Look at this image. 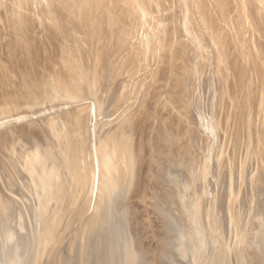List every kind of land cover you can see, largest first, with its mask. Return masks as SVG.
Wrapping results in <instances>:
<instances>
[{"label": "rangeland", "instance_id": "1", "mask_svg": "<svg viewBox=\"0 0 264 264\" xmlns=\"http://www.w3.org/2000/svg\"><path fill=\"white\" fill-rule=\"evenodd\" d=\"M76 1L77 0H73L74 3H76ZM81 1L86 2V0H81ZM116 1L120 2V5H122L121 1H127V0H115V3H117ZM128 1L129 2L127 7L130 8L129 11L131 17L129 15V18L131 19L127 23L122 22L119 24L121 33L116 35L114 32L108 30L106 28V24L104 25V22L102 21L104 20L107 23V25L110 26L107 20L102 17V15L106 14V16H108V12L111 13L110 16L113 15V6H114L113 4H115L113 3L114 0L112 2L111 0H100V1L87 0L88 3L86 4L88 6L85 4L86 7L85 8L82 7L81 12L79 13L71 12L72 10H70V8L72 7L73 2L71 3L68 2L67 0H34V1L33 0H0V225L1 224L3 225V227L9 233V236L15 243L14 256L19 257L20 259L17 258V260H19L22 264H31V262L34 260V256H32L33 255L32 253L34 252L31 251L32 239L34 236V232L36 231L37 228L36 227L38 222L37 217H39V214L40 216L42 215L41 213L42 211H44V209H46L48 213H52L53 216L57 214L56 220L63 218V220L65 221L67 220V224L69 222L68 225L67 224L65 225V229L67 233V236L65 238L67 239L68 236L69 238L67 240L63 238V242H61L60 244L59 241L56 240L57 241L56 252L57 253L59 252L58 257H62L60 255L65 251V249L62 247L64 246L66 248V245L69 242L68 240H70V238L71 239L73 238V234L75 235V231L83 228V219H85L86 218L85 216L89 215L88 213H90V211L88 213L86 212L87 214L85 213V215L83 213H82L83 215L81 213H78L79 206L77 205V203L78 204L81 203L80 207H82L86 203V201L84 202V200H90L91 198V201H87L90 207L89 210L91 209L92 204H94L95 201L94 193L90 192L89 189H88L89 192H87L85 188L83 190L82 189L83 187L80 186L81 185L80 182H79L80 184L79 183L75 184V182L74 183L71 182V184L67 183V185L65 183L61 185L59 184L55 190L54 189L50 190L51 188H48V186L45 184V182L48 183V185L52 184L50 182L57 179V177L60 178L61 175L63 174V171H59L58 167L56 168L55 166V162H59L58 160H61L63 157L62 150H64L66 147H62V146H64L67 140L69 139L72 140V142L70 143H74V146L77 148L76 150L78 153L75 154V157L71 159V161L76 160L81 156H85V158H87V156L92 157V155L95 154L94 149H97L96 152H98L100 157V155H104V151L102 149H99L101 145L104 146L106 144L107 141L104 140L105 139L107 140L108 138L109 140H111V138L113 137L112 134H114L116 131H117L116 134L121 135L124 129L125 130L127 129V132L130 135L128 140L130 145L129 149L135 161H133L134 164L132 165V169H131L132 172L130 173L131 176H129L131 178L129 179L130 183H129V188H128L129 190L127 196L124 194L120 199L117 200V202H115L116 203L115 207H117L115 208V210L116 212L118 210V214L119 213L121 214L118 215V217L122 219L121 222L125 224V227L131 233L130 237H128L127 239L130 240V243H132L133 248L136 247L135 250L137 251V256L135 261L131 262V264H186L187 263V260H183L184 257H182V255L179 260V258L177 257L178 255L176 256L173 250L176 246L178 248V243L180 241L182 242V240H184L185 238L195 239V235L189 233L188 226L185 227V223L184 225H182L183 222L179 220V215L181 213L180 212L181 206L179 205L180 202L178 200H180L179 196H181V198L183 199V203L186 204L185 202L187 197H188L187 200H189L192 193L191 192L189 193L188 192L189 189L187 190V188L185 189V187H187L189 183L194 185L195 184L194 182L196 180L199 183L200 190L202 188L204 190L206 186H207V190L208 189L211 190V188H209L210 185L213 184L216 185V188H214V194L211 197L209 195L208 196L209 198H211L210 200H212L213 203V205L211 206L212 214H214V217L216 216L215 218L217 220L214 228L216 232H218L219 237L221 236L224 242H227V247L231 244V242L228 243L231 237L228 232L231 230L232 225H234V223L231 225L232 223L231 219L233 220L231 214H234L236 216L235 220L238 223V224L236 223L238 228L237 230L240 231L238 233L239 235H241L238 237V239L242 238L241 239L242 241L244 239L243 234L245 232V227H246V226L244 227L245 224L247 225L249 231L252 230L250 228H253V227L249 228V226L250 225L252 226L253 223L255 222V219L257 217L256 216L257 210L255 209L254 206H248L247 202L249 196L247 195V190L245 185L247 182L246 174L251 173V176L254 175L252 176V181L254 179V182L256 181L257 183L258 182L257 180L259 179L258 176L260 175V171L258 172L259 166L261 167L264 166L263 165L264 164V153H263L264 152V48L262 49L260 45V42L264 43V30L259 29L257 26H253L254 28L249 26L251 29L248 28V26H246L248 30H246L247 29L246 27L238 26L239 28H241L242 32L241 31L238 32L235 28L233 29L231 24H234V22L242 23V21H240L242 17L241 14H239L238 10L235 11V13H233V15L230 17L224 16V19H222V21L225 20L224 22L225 24L223 25V23L218 21V17L216 18V16H218L216 15L217 13L216 14L214 13L216 12L215 11L216 8L213 9L214 5L210 0H205V2L204 0H198V2H196L197 0H188V1L177 0L178 4L181 3L180 5L184 8V11L182 12L183 14L184 13L185 14L181 15L184 17L182 19L183 20L182 23L179 20L180 18H178L179 13L176 12L177 9L179 10V5L178 7L176 6L177 1L176 3L174 0H165V1L164 0H128ZM260 1H262L263 3L264 0H260ZM195 2L197 4V8H195L196 6H194L196 5L194 4ZM131 3L133 4L130 5ZM233 4L234 5L232 6V10L234 11L235 3ZM107 6L109 7L110 10H107L108 9ZM208 6H209V11H207ZM87 7H89L90 9ZM131 7L132 9H136L135 12L137 15L131 14V13L135 14V12L131 9ZM159 7H161V9ZM245 7L248 9L250 8V5L249 4L246 5L245 3V6L243 8L244 9L243 13L245 12L244 14H247L246 13L247 9ZM195 9H197V11ZM188 10L191 11L192 13L191 12L187 13ZM172 11L173 13H171ZM200 11H202L203 18L204 19L206 18V21L208 22L207 26L209 27V30H207L208 28L206 25L204 26L200 22L202 21V19L199 17ZM210 11H212L213 13ZM197 14L198 17L196 18ZM84 15H85V19L86 16L89 17V20L86 19V21L88 20V23L85 24L81 22L82 19L81 17H84ZM213 15L215 16L216 23L217 24L220 23L219 25L215 24ZM187 16H190L191 19H188ZM161 17L163 20L161 19ZM173 18H176V20ZM170 19H172V21ZM247 19L251 25H254V23L251 22L252 18L250 17V14L247 15ZM173 20L175 21V23ZM210 20L214 23H212ZM188 22L193 24H189ZM187 23L190 26H188ZM169 25L172 26L170 27V29H168ZM192 25L196 31L193 28H190ZM215 25L216 28L214 27ZM184 26L186 27L188 26L187 30H185L186 27L184 28ZM222 28H225L224 29L225 31L222 30ZM168 30L171 32H169ZM176 30H178L177 34L180 33L181 38H179L180 36H177V34H175ZM190 30L192 31L191 34H189L191 32ZM243 30L246 31V38H245V31ZM167 31L171 33L170 34L171 36L170 37L168 36L166 38L165 36H167L166 35L168 33ZM204 31L206 35H204L203 33ZM182 32L185 34H183ZM234 33L239 35V37ZM146 34H148L149 36L146 37ZM207 34L209 35L207 36ZM217 34L219 36H217ZM232 34L234 35V39H237L236 40L237 42L239 40V44L242 45H238V43L235 40L234 41L232 40L233 39ZM196 35L199 36L197 37ZM214 35H216V37ZM241 35L244 37L245 42H243V38ZM175 36H177L178 38ZM184 36L190 38L185 39ZM207 37L213 46L214 45L216 46V44L218 43L217 37H221L224 50L226 51L227 62L231 64V59L237 57L238 63L240 62L241 63L237 67H234L233 69L232 66H230L231 69L228 72L225 69H222L221 58L217 53V51L216 53L212 52L210 54V52L213 49H215V47L213 48V46L209 44V41H207ZM258 37L259 39H257ZM143 38H147V40H151V43ZM174 38L178 39L179 42L176 40V42L178 43H175ZM203 38L206 39V40L204 39V41L205 42L207 41L206 43H208L209 45L204 44L205 42L202 41ZM192 39L195 40L194 45H196V49H199L201 47L203 51L200 52L203 53V55L197 53L198 57H200L199 58L200 61L199 59H197L198 60L197 62L196 58L198 57L195 53L187 52V54H183V58L184 57L186 58L183 60V62L182 60H180L179 63L184 64V65L180 64V66L182 69L185 68L183 71L188 70L189 74L192 69L193 71L195 69L191 67L190 64L195 63V65H199L198 67L192 64L194 67L196 68L198 67L197 69H199L198 71L197 69H195L194 72L196 79H197V75H199L197 81H200V83L202 82L201 83L202 85L204 83L206 84L205 88H203L205 84L203 85V87H201L202 85L199 82L194 81L195 82L194 85L196 88L195 91L197 92V93L195 92L196 93L195 96L200 94L201 88L203 89V92H201V94L204 95L201 94L198 95L197 97L198 100L196 97H194L197 101L196 103H193L194 105L197 106V107L195 106L194 108L195 110L200 106L199 109L200 111L199 110L195 111L193 109L194 105L192 104L190 106L189 104L190 102L186 100L187 98L184 95L188 96V100L190 99L189 98L190 95H188L187 93L188 89H186L187 88L186 86L188 85L187 84L184 85L186 83L184 81L185 75L183 76L178 73L179 72L178 68L180 69L179 66L178 68L175 67L176 66L175 52L176 50H178L179 48L178 46H180L179 44L183 42L182 44H184V46L185 45L192 46L191 44V41L193 42ZM240 39H242V41ZM140 40L141 41L145 40L144 45L150 44L149 47L146 45V47L144 48V50L146 49V51H144L143 49L141 50V48L139 47ZM152 40H154V42ZM200 40L201 42H199ZM165 41H167L168 43ZM189 42L191 45H189ZM232 42L233 43L236 42L234 43L236 44V46H233L234 44ZM123 43L124 45H122ZM249 44L251 45V47ZM205 45L211 48L208 47L209 49L208 50L206 49L207 46ZM136 47L140 49L138 50L139 52L136 51L138 54L136 52L134 54L138 60H136L135 63L133 61L132 63H130L132 58H130L131 55H129L128 51H131ZM235 47H237V49L242 48L244 49V51H242V49L241 50L238 49L239 50L238 51L237 49H235ZM245 48H247L248 50ZM147 51L148 53L146 54L147 55L146 57L145 53L143 52H147ZM241 51L242 53L243 52L244 53L243 54L239 53ZM204 53H206V55ZM143 54L145 55V57ZM191 54H195L194 55L195 57L190 58L191 60L190 62L188 61L189 62L188 63L186 62L187 60H189L187 57H191ZM247 54L250 55L247 56ZM150 55L151 58L153 57L154 58L149 59ZM244 56L246 58H244ZM250 56H252L251 59L248 58ZM204 58H208V59H204ZM143 59L145 60L144 62H142ZM193 59H195L196 61H194ZM148 60H150L149 63ZM192 60L193 62H191ZM201 61H202V65H200ZM254 61L255 63H253ZM126 64L129 65L127 66L128 69L125 68ZM209 64H211L212 66ZM130 65L133 66L131 67ZM72 66L74 67V71H71V69L73 68ZM204 66H206V68ZM90 67L92 71L90 70ZM135 68L136 70H140L139 73L141 72V74L137 73L138 71H136ZM200 68H201V74H200ZM125 69L128 71H126ZM132 69L134 71H132ZM99 70L102 71L101 75H103V78L99 77L101 76L100 74L98 75V73H100L98 72ZM204 70H205L204 73H206L207 75L210 72L209 73L210 76L209 75L208 76L209 77L212 76V78L207 77L206 74H203L202 76ZM148 71L149 73H147ZM142 74L144 77L142 76ZM225 75H228L229 77L228 84H231V87L236 88L235 85H240L239 90H237V93H233L232 94L233 96L231 95L232 98L227 97L225 92L221 90L223 88H226L224 85ZM82 76H87L91 84L89 83L88 85L87 83H85L84 85L77 84L76 86H74L72 92H70L68 95L74 99L70 101L68 105L61 104L60 106H58L57 104H59L64 100L69 101L67 99V96H65L66 95L64 93L65 90L62 89L60 79L63 78L66 81V79L73 80L72 77H75L76 79ZM124 77H127V79ZM204 77L206 78L204 79ZM178 78L182 81V84L178 81L179 80ZM81 79H85V77ZM185 80H187L188 82L187 78H185ZM126 81L128 82V84ZM176 82H179V85H177L178 83L175 84ZM140 85L142 86L141 89L143 90L141 91L144 94H141L142 92H140ZM196 85L199 89L196 87ZM179 86H181L183 89ZM208 86L211 90H209ZM218 86L220 89L217 88ZM136 88L139 91V92L137 91V93H136ZM214 90L216 92H214ZM210 91H213L214 93L213 92H211L212 94L208 93ZM182 93H184L183 96ZM215 93H217V95ZM211 96L212 98L213 96H215L216 99L214 98L212 99L213 101L215 100V103L212 102V100L210 101ZM126 97L128 99H126ZM174 97H177L176 100L178 101H180L182 98L181 102H176V103L177 104L181 103L183 105L174 104L175 106L173 107L172 99ZM204 98H206V102ZM174 99L173 101L175 102ZM240 99L245 100L244 108L242 109L239 108L237 105ZM185 101H187L188 103ZM208 102L210 106L206 105ZM185 103L189 104L190 107L187 106ZM179 105L181 107H179ZM63 106H65V108H63ZM175 107L177 109L180 108L179 109L180 112H178V110ZM182 107L185 109H183ZM204 107L207 108V110L204 109ZM78 110H80L81 113L83 112L84 114L82 115L83 117L82 116L80 117L79 125H77L76 128H73L74 125L70 124L72 123L73 119L63 122L60 121L63 114L70 113L72 111H73V116L75 118ZM197 111L199 114H197ZM192 112L193 113L196 112L195 115H193ZM97 113L99 116L97 115ZM171 114L172 116H174V118H172L171 116L172 119H170ZM190 115L193 119L190 117ZM238 115L239 118L240 117L242 118V125L241 127L239 125V127L236 128L235 126H237V122L234 120L238 117ZM142 119L145 122L147 121V123H144L145 129L140 130L138 128L133 131V128L130 127H135L134 125L136 124L137 125L142 124L143 123ZM83 120L88 122H85ZM110 120L112 121L114 120V121L111 122ZM171 120H173L175 123L172 122ZM171 122L172 124L174 123L173 124L174 127L176 125V127L180 126V129L181 128L183 129V130L181 129L179 132L180 134L182 131L183 135L182 133L181 135L178 134L179 135L178 144H181L183 148H180L177 156L175 155L176 158L172 153L174 152L173 148L169 147L170 146L169 134L173 135V132H176ZM248 125H250L251 127L250 126L247 127ZM86 127L89 129H87ZM112 128H114L113 131ZM168 128L171 129L172 133H170V130ZM248 128H250V131ZM176 129H178V127ZM212 129L214 132L212 131ZM137 131L139 133H137ZM239 131H241L242 137L241 135H239L240 134ZM131 132H133L132 133L133 135L131 134ZM140 133L142 134L140 135ZM101 134L103 136L105 135L104 136L105 138L102 137L103 138L102 139ZM108 134L111 136H108ZM60 136H64L65 138L61 137L62 139L60 140ZM167 136H169L168 141H167ZM237 136H240L241 140L240 137L237 138ZM234 137L236 138L237 143L239 141L242 142V143L239 142L238 144L236 143L237 147L239 145L238 148L237 147L235 148ZM100 138L102 139V141ZM180 138L182 141L180 140L179 142ZM237 139L239 140L237 141ZM99 141L101 142L99 143ZM115 155L116 154H114L113 156L111 155L110 157L112 158ZM178 157L180 158L182 157V161L180 158L178 159ZM174 163L176 166L174 165ZM88 167L89 169H86L85 173H87V171L93 172L91 169V167L93 166L90 165ZM191 169H193V172L191 171ZM177 170L183 171L182 173L186 174V179L188 183H184L182 179L176 178L175 174L178 173ZM213 171L215 173H213ZM200 172L203 173L201 174ZM227 172H229L232 175L228 173V177H227V174H225ZM256 173H258L259 175ZM240 174L241 175L243 174L242 175L243 177L240 176ZM202 175L203 176L205 175L206 177H203ZM61 178L64 179V176ZM201 179H203V181ZM241 179L244 181H242ZM214 180H216L215 181L216 183H214ZM172 181L175 182L176 184L174 187ZM211 182L212 184H210ZM205 183L207 184L206 186ZM72 184L73 185L75 184L78 187L80 186L79 193H78V187L76 186L73 187ZM202 184H204L203 187L201 186ZM227 184L228 186L230 185L231 186L230 187L227 186L226 189L228 188L229 189L224 190L226 187L225 185ZM179 185L181 186L183 185L182 187L185 186L184 189L182 187H179ZM89 186L91 187L90 183ZM71 187L72 189L73 188L74 189L72 190ZM179 188L180 190L183 189L184 192L186 190V192L188 193L187 194L186 192L184 193L183 190L180 191ZM81 191H82V195H81ZM205 191L206 190H204V194L206 193ZM228 191L230 192V195H228L229 194ZM68 194H70V196ZM72 194L78 196V198L76 196L72 198L73 197ZM80 195L81 198L79 197ZM202 197H206V194L205 195L202 194ZM65 198H67L68 201L69 199L70 201L71 199L72 201H75V202H71L72 203L71 205L68 204L70 203V201L67 203L69 207L73 205V207H70L72 210L70 209L69 211L71 215L73 214L72 211H74V209L76 208L75 209L76 214L75 216L73 215L75 218L72 217L71 219L68 220V218H70L69 212H68L69 216H67L66 218V214L69 207L67 205H64L66 204L67 201L65 200ZM46 201L49 203H47ZM236 202L239 205L238 210L235 209L237 208L235 206ZM243 202L245 203V205ZM49 205L50 207H48ZM35 207L36 208L38 207L37 209L40 211H38ZM60 207L64 209L63 212ZM229 208L232 211H230ZM229 211L233 213H230ZM251 212L253 215L251 214ZM163 215L166 216L169 215L168 216L169 218L174 219V224H170V221L166 219ZM251 216L255 218H252ZM251 219L253 220L251 221ZM63 220L61 223H63ZM176 221H178V223L180 221L179 225L177 224ZM71 223L74 224L71 225ZM70 225L72 227H70ZM193 225L195 226V224ZM194 226L193 229L195 228L198 229L195 230L197 231V234L199 233L200 237H203L205 230L201 226L203 227L205 226L204 222H202L201 224L199 223L200 227L198 226V224H196L195 227ZM199 228L201 229V231ZM227 228H229L230 230ZM189 235H191V237ZM180 236L181 238L182 237L184 238L180 240ZM224 238L226 239V241ZM188 239L186 240V243L185 241H183L182 243H185L187 245L188 244L187 242H189ZM248 239L249 241H251V244L253 245L252 242L255 239L250 237ZM248 239H246L247 242H249ZM53 243L55 244L54 241ZM62 243L64 244L62 245ZM243 244H241L242 250L245 244L246 246H248L247 244L250 243H243ZM60 245L61 248H59ZM125 246L127 249V243L124 245V249ZM251 249H253V246L252 248L250 246L244 248L243 251L245 253L244 252L242 253L246 255V257L249 256L247 258L249 261H247L246 259L244 263L263 264V262L261 261L263 258L259 257L258 255L257 256L260 259L254 257L256 256L255 255L256 251L255 250L252 251ZM245 250H247L248 252ZM253 253H255L254 256ZM177 258L178 261L176 260ZM251 258H252V262H251Z\"/></svg>", "mask_w": 264, "mask_h": 264}, {"label": "bare ground", "instance_id": "2", "mask_svg": "<svg viewBox=\"0 0 264 264\" xmlns=\"http://www.w3.org/2000/svg\"><path fill=\"white\" fill-rule=\"evenodd\" d=\"M34 1V0H33ZM68 2H73V0H67ZM100 1V0H99ZM113 0H111V2H112ZM165 1V0H164ZM175 1V3H176V1L177 0H174ZM181 1V0H180ZM184 1V0H183ZM188 1V0H187ZM212 3H213V9L214 8H216V12H214L216 15H218V16H216V18L218 17V21H220L221 23H223V25L225 24L224 22H225V20H223L222 21V19H224V16H232L233 15V13H235V11H239V14H241V20L240 21H242V23L240 22H234V24H231V26L233 27V29L235 28L238 32H240L241 31V28H239V27H246V26H248V28H250L249 26H251V27H253V26H257L259 29H263L264 30V5H263V3H264V1H263V3H262V1H260V0H210ZM117 2V1H116ZM128 0L127 1H121V4L122 5H120V2H117V3H115V0H114V2L113 3H115V4H113L114 6H113V15L112 16H110V12H108V16H106V14H104V15H102V17L103 18H105L106 20H107V22H108V24L111 26H108L107 25V23L104 21V20H102L103 22H104V25L106 24V28L108 29V30H110V31H112V32H114L116 35H118V34H120L121 33V30H120V27H119V24L120 23H122V22H129V20L131 19V18H129V15H130V8H128L127 6H128ZM149 2V1H148ZM155 2V1H154ZM167 2V1H166ZM192 2V1H191ZM196 2H198V0L196 1ZM196 2L194 3V4H196ZM204 2H205V0H204ZM70 3V4H71ZM86 3H88L87 2V0H86V2L85 1H81V0H77L76 1V3H72V7L70 8V10H72L71 12L72 13H79V12H81V10H82V7L83 8H85L86 6H85V4ZM150 3V2H149ZM233 3H235V10L233 11L232 10V6L234 5ZM245 3H246V5H250V8H246L247 9V14H244L243 13V8H244V6H245ZM103 4V3H102ZM133 3H131L130 5H132ZM138 4V3H137ZM141 4V3H140ZM167 4V3H166ZM172 4V3H171ZM181 4V3H180ZM180 4H178V1H177V4H176V6L178 7V5H179V10L177 9V7H176V9H177V13H179L178 14V18H180L179 20H180V22L182 23V19L184 18L183 16H181L182 14H183V12L182 11H184V8L180 5ZM193 4V5H194ZM202 4V3H201ZM87 5V4H86ZM100 5V4H99ZM108 5H110V4H108ZM130 5H129V7H130ZM135 5V4H134ZM239 5H240V7H239ZM88 6V5H87ZM93 6V5H92ZM150 6H151V4H150ZM184 6V5H183ZM194 6H196L195 8H197V4L196 5H194ZM133 7V6H132ZM132 7H131V9H132ZM174 7V6H173ZM212 7V6H211ZM248 7V6H247ZM87 8H89V7H87ZM107 10H110L109 9V7L107 6ZM145 8V7H144ZM160 9H161V7H159ZM186 8V7H185ZM206 8H207V6H206ZM90 9V8H89ZM88 9V10H89ZM211 9V8H210ZM234 9V8H233ZM245 9V10H246ZM106 10V9H105ZM134 12L136 11V9H132ZM146 10V9H145ZM171 10H172V8H171ZM170 10V11H171ZM196 11H197V9H195ZM202 10V9H201ZM251 10V11H250ZM253 10H255V11H253ZM159 11V10H158ZM161 11V10H160ZM167 11V10H166ZM169 11V12H170ZM207 11H209V6H208V10ZM253 11V12H252ZM163 12V11H162ZM175 12V11H174ZM189 12H191V11H189L188 10V12L187 13H189ZM210 12H212V11H210ZM84 13V12H83ZM141 13V12H140ZM171 13H173V11L171 12ZM192 13V12H191ZM198 13V12H197ZM208 13V12H207ZM206 13V14H207ZM213 13V12H212ZM132 15H137L136 14V12H135V14L134 13H131ZM147 14V13H146ZM164 14V13H163ZM185 14V13H184ZM183 14V15H184ZM244 14V15H243ZM250 14V17L252 18L251 19V22H253L254 23V25H251L250 24V22H248V19H247V15H249ZM144 15V14H143ZM168 15V14H167ZM180 15V16H179ZM189 15V14H188ZM199 17L202 19V21H200V20H198V21H200L201 23H202V25H206L207 26V21H206V18L204 19L203 18V14H202V11H200L199 12ZM210 15V14H209ZM212 15V14H211ZM243 15V16H242ZM171 16V15H170ZM175 16H177V15H175ZM208 16V15H207ZM214 16V15H213ZM130 17H131V15H130ZM137 17V16H136ZM157 17V16H156ZM159 17V16H158ZM162 17H164V16H162ZM162 17H161V19H162ZM174 17V16H173ZM188 17V19H191L190 18V16H187ZM198 17V14H197V16H196V18ZM205 17H206V15H205ZM82 19H81V22L82 23H88V20H89V17L88 16H86V19H88L87 21H86V19H85V15H84V17H81ZM129 18V19H128ZM170 18H172V17H170ZM195 18V17H194ZM158 19V18H157ZM173 19H175L176 20V18H173ZM207 19H209V18H207ZM151 20V19H150ZM163 20V19H162ZM171 21H172V19H170ZM170 20H169V22H170ZM195 20V19H194ZM214 20H215V24L216 25H219V24H217L216 23V19H215V16H214ZM235 20H236V18H235ZM239 20V19H238ZM174 21V20H173ZM188 21V20H187ZM211 21V20H210ZM231 21V20H230ZM191 22V21H190ZM212 22V21H211ZM227 22H228V20H227ZM233 22V21H232ZM125 23V24H126ZM151 23V22H150ZM174 23H175V21H174ZM180 23V24H181ZM189 23V22H188ZM187 23V25L188 26H190L189 24H193V23H189L188 24ZM212 23H214V22H212ZM236 23V24H235ZM168 24H170V23H168ZM229 24V23H228ZM166 25V24H165ZM171 25H172V23H171ZM175 25V24H174ZM196 25V24H195ZM209 25V24H208ZM216 25L214 26L215 28H216ZM144 26V25H143ZM142 26V27H143ZM156 26V25H155ZM187 26V27H188ZM210 26V25H209ZM239 26V27H238ZM162 27V26H161ZM170 27H172V26H170L169 25V27H168V29H170ZM176 27V26H175ZM186 26H184V28H185ZM187 27H186V29L185 30H187ZM213 27V28H214ZM226 27V26H225ZM122 28V27H121ZM153 28V27H152ZM164 28V27H163ZM190 28H193V25L190 27ZM198 28V27H197ZM204 28V27H203ZM202 28V29H203ZM206 28V27H205ZM207 30H209V27L207 26ZM212 28V27H211ZM219 28V27H218ZM231 28V27H230ZM247 28V27H246ZM248 28L246 29V30H248ZM254 28V27H253ZM123 29V28H122ZM172 29V28H171ZM177 29V28H176ZM194 29V28H193ZM225 28H222V30H224ZM251 29V28H250ZM155 30V29H154ZM153 30V31H154ZM184 30V29H183ZM195 30V29H194ZM204 30V29H203ZM206 30V29H205ZM211 30V29H210ZM215 30V29H214ZM221 30V31H222ZM124 31V30H123ZM150 31V30H149ZM169 31V30H168ZM167 31V32H168ZM177 31L178 30H176V33L175 34H177ZM182 31V30H181ZM191 31V30H190ZM196 31V30H195ZM194 31V32H195ZM225 31V30H224ZM243 31H245V30H243ZM143 32H144V29H143ZM142 32V33H143ZM147 32V31H146ZM169 32H171V31H169ZM168 32V33H169ZM193 32V33H194ZM217 32V31H216ZM220 32V31H219ZM219 32H218V34H219ZM223 32V31H222ZM242 32V31H241ZM149 33V32H148ZM168 33L166 34L167 36H165L166 38L169 36H171L170 34L171 33H169V35H168ZM183 33V32H182ZM189 33V32H188ZM192 33V31L189 33V34H191ZM196 33V32H195ZM194 33V34H195ZM202 33V32H201ZM204 33V35H206V33H205V31L203 32ZM208 33V32H207ZM213 33V32H212ZM211 33V34H212ZM224 33V32H223ZM222 33V34H223ZM226 33V32H225ZM228 33V32H227ZM237 33V32H236ZM236 33H234V34H236ZM260 33V32H259ZM145 34V33H144ZM179 34V35H178ZM177 34V36H180L179 38H181V35H180V33H178ZM183 34H185V33H183ZM197 34V33H196ZM210 34V33H209ZM209 34H207V36L209 35ZM217 34V36H219ZM221 34V33H220ZM164 35V34H163ZM193 35V34H192ZM200 35V34H199ZM199 35H196L197 37L199 36ZM203 35V34H202ZM225 35V34H224ZM226 35H229V34H226ZM237 35V34H236ZM121 36V35H120ZM145 36V35H144ZM147 36H149L148 34H146V37ZM159 36V35H158ZM177 36H175V37H177ZM186 36V35H185ZM184 36V38L186 39V38H190V37H185ZM195 36V35H194ZM215 37H216V35H214ZM221 36V35H220ZM232 36H233V41L235 40H237V39H234V35L232 34ZM238 37H239V35H237ZM242 36V35H241ZM258 36V35H257ZM260 36H261V34H260ZM164 37V36H163ZM202 37V36H201ZM212 37V36H211ZM120 38V37H119ZM151 38V37H150ZM165 38V39H166ZM178 38V37H177ZM196 38V37H195ZM200 38V37H199ZM206 38V37H205ZM205 38H203V40L202 41H204V39ZM218 38V43L216 44V46L214 45H212L211 43H210V41L208 40V37H207V41H209V44H211L212 46H213V48L215 47V49H213L211 52H210V54L212 53V52H215L216 53V51H217V53L219 54V56H220V58H221V63H222V69H225L227 72L231 69L230 68V66H232V69L234 68V67H237L240 63H238V59H237V57L236 58H233V59H231V64L230 63H228L227 62V57H226V51L224 50V47H223V42H222V40H221V37H217ZM216 38V39H217ZM242 38H243V42H245L244 41V37L242 36ZM245 38H246V31H245ZM250 38V37H249ZM143 39H146V41H149L150 43H151V40H147V38H143ZM152 39V38H151ZM164 39V38H163ZM172 39V38H171ZM175 39V43H178L179 41H178V39H176V38H174ZM239 39V38H238ZM257 39H259V37L257 38ZM121 40V39H120ZM168 40V39H167ZM176 40L178 41V42H176ZM193 40V42L191 41V44H192V46H184V44H179L180 46H178L179 48H178V50H176V52H175V59H176V68H178V66L180 67V69L178 68V70H179V74H181V75H185V77H184V81L186 82L184 85H188V86H186L187 88L186 89H188L187 90V93H188V95H190L189 96V100H188V96L187 95H184L187 99V101H189L190 103V106L193 104V103H196V101L198 100V95H200L201 94V92H203V89L201 88V87H203V85L205 84H201L200 83V81H197V79L199 78L198 76L199 75H197V79H196V76H195V69H197L198 67H199V65H195V63H192V64H194V66H198L197 68L196 67H194L192 64H190L191 65V67H193V68H195L194 69V71H193V69L190 71V74H189V72H188V70L187 71H183L184 69H182L181 68V66H180V64L181 63H179V61L180 60H182V62H183V60L186 58V57H184L183 58V54H187V52H189V53H195L196 55H197V53H200V52H203L202 51V49H201V47L199 48V49H196V45H194V39H192ZM206 40V39H205ZM210 40H211V38H210ZM241 41H242V39H240ZM135 41V40H134ZM142 41H144V42H142ZM140 40V48H141V50L143 49L144 50V48L146 47V45L149 47V45L150 44H146V45H144V43H145V40ZM153 42H154V40H152ZM169 41V40H168ZM182 41V40H181ZM190 41V40H189ZM206 41V42H207ZM262 41V40H261ZM165 42H167V41H165ZM170 42V41H169ZM187 42H188V40H187ZM199 42H201V40L199 41ZM205 42V41H204ZM203 42V43H204ZM204 43V44H207V45H209L208 43ZM237 42V41H236ZM236 42H234V43H236ZM247 42V41H246ZM135 43V42H134ZM138 43V42H137ZM142 43V44H141ZM146 43H148V42H146ZM168 43V42H167ZM173 43V42H172ZM215 43V42H214ZM227 43V42H226ZM233 43V42H232ZM233 43V44H234ZM238 45H242V44H239V40H238ZM166 44V43H165ZM190 44V42H189V45H191ZM199 44H201V43H199ZM246 44V43H245ZM251 44V43H250ZM249 44V45H250ZM122 45H124V43L122 44ZM207 45H205V46H207ZM243 45H244V43H243ZM259 45V44H258ZM260 45H261V48L263 49L264 48V43L263 42H260ZM157 46V45H156ZM176 46H177V44H176ZM201 46V45H200ZM233 46H236V44H234ZM162 47V46H161ZM174 47V46H173ZM208 47L209 46H207L206 47V49H208ZM242 47V46H241ZM250 47H251V45H250ZM151 48V47H150ZM149 48V49H150ZM153 48H154V46H153ZM157 48V47H156ZM176 48V47H175ZM209 48H211V47H209ZM243 48V47H242ZM241 48V49H242ZM158 49V48H157ZM205 49V48H204ZM235 49H237V47H235ZM238 49H240V48H238ZM237 49V50H238ZM240 49V50H241ZM245 49H247V48H245ZM129 50V49H128ZM138 50H140L139 48H134L133 50H131V51H128L129 52V55H131V57L130 58H132V60H131V62L130 63H132V61L135 63L136 62V60H138L137 59V57H135V52L137 51V52H139ZM148 50V49H147ZM164 50H166V49H164ZM168 50V49H167ZM209 50V49H208ZM208 50H206V51H208ZM215 50V51H214ZM248 50V49H247ZM144 51H146V49L144 50ZM151 51V50H150ZM156 51V50H155ZM160 51V50H159ZM239 51V50H238ZM242 51H244V49H242ZM242 51L241 52H239V53H242ZM246 51V50H245ZM256 51V50H255ZM136 52V53H137ZM169 52V51H168ZM204 52H205V50H204ZM237 52V51H236ZM247 52H249V51H247ZM143 53H145V55L148 53V51L147 52H143ZM188 53V54H189ZM207 53V52H206ZM206 53H204L205 55H206ZM244 53V52H243ZM242 53V54H243ZM138 54V53H137ZM141 54V53H140ZM150 54V53H149ZM195 54H191V57H187L189 60H187L186 62H190V58H193V57H195L194 55ZM201 55H203V53H200ZM241 54V55H242ZM126 55V54H125ZM144 55V54H143ZM145 55H144V57H145ZM157 55V54H156ZM163 55V54H162ZM173 55V56H174ZM217 55V54H216ZM250 55V54H249ZM248 54H247V56H249ZM232 56V55H231ZM243 56V55H242ZM129 57V56H128ZM143 57V58H144ZM146 57H147V55H146ZM197 57H198V55H197ZM251 57L252 56H250V57H248V58H250L251 59ZM126 58V57H125ZM135 58V59H134ZM140 58V57H139ZM154 58V57H153ZM153 58H151V55H150V57H149V59H153ZM183 58V59H182ZM200 57H198V58H196V60L197 59H199ZM244 58H246L245 56H244ZM148 59V58H147ZM147 59H146V62H147ZM204 59H208V58H204ZM218 59V58H217ZM250 59H248V60H250ZM263 59V58H262ZM161 60V59H160ZM163 60V59H162ZM165 60V59H164ZM173 60V59H172ZM194 61H196L195 59H193ZM193 60L191 61V62H193ZM240 60V59H239ZM245 60V59H244ZM145 60L143 59V61L142 62H144ZM149 61L150 60H148V63H149ZM153 61V60H152ZM155 61V60H154ZM199 61H200V59H199ZM247 61V60H246ZM125 62V61H124ZM185 62V61H184ZM188 62V63H189ZM197 62H198V60H197ZM196 62V63H197ZM204 62V61H203ZM245 62V61H244ZM137 63H139V62H137ZM164 63V62H163ZM252 63V62H251ZM253 63H255V61L253 62ZM125 64V63H124ZM128 64H129V61H128ZM140 64H141V62H140ZM143 64V63H142ZM145 64V63H144ZM183 64V63H182ZM181 64V65H182ZM205 64V63H204ZM135 65V64H134ZM146 65V64H145ZM152 65V64H151ZM184 65V64H183ZM186 65H188V64H186ZM200 65H202V61H201V64ZM209 65H211V64H209ZM215 65V64H214ZM246 65V64H245ZM249 65V64H248ZM253 65V64H252ZM74 66V65H73ZM72 66V67H73ZM127 66H129V65H125V68L126 69H128L127 68ZM131 66V65H130ZM133 66V65H132ZM131 66V67H132ZM142 66V65H141ZM149 66V65H148ZM207 66V65H206ZM206 66H204L205 68H206ZM212 66V65H211ZM216 66V65H215ZM136 67V66H135ZM152 67V66H151ZM150 67V68H151ZM185 67H187V66H185ZM246 67V66H245ZM162 68V67H161ZM203 68V67H202ZM239 68V67H238ZM125 69V70H126ZM141 69V68H140ZM160 69V68H159ZM217 69V68H216ZM90 70H91V67H90ZM102 70V69H101ZM135 70H136V68H135ZM199 69H197V71H198ZM203 70V69H202ZM71 71H74V67L71 69ZM92 71V70H91ZM105 71V70H104ZM126 71H128V70H126ZM131 71V70H130ZM132 71H134L133 69H132ZM136 71H138L137 73H139V71L140 70H136ZM142 71V70H141ZM175 71H177V70H175ZM196 71V72H197ZM209 71V70H208ZM212 71V70H211ZM256 71V70H255ZM98 72H100V73H98V75L100 74H102V71H98ZM144 72H146V71H144ZM165 72V71H164ZM205 72V70L203 71V73H202V76H203V74H206V73H204ZM226 72V73H227ZM238 72H239V70H238ZM241 72V71H240ZM147 73H149V71L147 72ZM162 73V72H161ZM210 73V72H209ZM209 73H208V75H209ZM225 73V72H224ZM133 74V73H132ZM134 74H135V72H134ZM139 74H141V72L139 73ZM164 74V73H163ZM196 74H198V73H196ZM200 74H201V68H200ZM228 74V73H227ZM137 75V74H136ZM146 75V74H145ZM152 75V74H151ZM207 75V74H206ZM207 75V77H209ZM241 75V74H240ZM90 76V75H89ZM128 76H129V74H128ZM142 76H143V74H142ZM161 76V75H160ZM164 76V75H163ZM201 76V77H202ZM244 76V75H243ZM242 76V77H243ZM256 76V75H255ZM85 77V79H81V78H84ZM100 78L102 77L103 78V75H101V76H99ZM132 77H133V75H132ZM137 77V76H136ZM139 77H141V76H139ZM144 77V76H143ZM177 77H179V76H177ZM241 77V78H242ZM73 78V80L72 79H66V81L63 79V78H61L60 79V82H61V86H62V89L63 90H65L64 91V93L66 94L65 96H67V99L69 100V101H67V100H64V101H62V102H60L59 104H57L58 106H60L61 104H66V105H68V103H70V101H72L74 98H71L70 96H68L69 95V93L70 92H72V90H73V88H74V86H76L77 84L78 85H81V84H85V83H87V85H88V83L89 84H91L89 81V79H88V77L87 76H82V77H79V78H76L75 79V77H72ZM124 78H126L127 79V77H124ZM163 78H165V77H163ZM185 78H187L188 79V82H187V80H185ZM206 77H204V79H205ZM209 78H212V76L211 77H209ZM80 79V80H79ZM136 79V78H135ZM141 79V78H140ZM152 79V78H151ZM179 79V78H178ZM196 79V80H195ZM228 79H229V77H228V75H225V82H224V85H225V87L226 88H223V89H221L222 91H224L225 92V94L227 95V97H231V95L233 94V93H237V90H239V86L240 85H235V83H234V85L236 86V88L235 87H231V84H228ZM245 79V78H244ZM104 80H105V78H104ZM124 80V79H123ZM150 80V79H149ZM171 80V79H170ZM176 80V79H175ZM174 80V81H175ZM209 80H211V79H209ZM241 80V79H240ZM109 81V80H108ZM125 81V80H124ZM124 81H122V82H124ZM127 81H129V80H127ZM126 81V82H127ZM135 81V80H134ZM140 81V80H139ZM181 84H182V81L179 79L178 80ZM199 82L201 85V89H200V94H198L197 96H195V94L197 93L195 90H196V88H195V82ZM206 81V80H205ZM234 81V80H233ZM244 81V80H243ZM131 82V81H130ZM129 82V83H130ZM145 82V81H144ZM172 82V81H171ZM179 82H176L175 84H177V85H179ZM211 82V81H210ZM216 82V81H215ZM132 83V82H131ZM130 83V84H131ZM138 83V82H137ZM142 83H143V81H142ZM208 83V82H207ZM214 83V82H213ZM237 83V82H236ZM241 83V82H240ZM243 83V82H242ZM127 84H128V82H127ZM129 84V85H130ZM154 84V83H153ZM170 84V83H169ZM233 84V83H232ZM128 85V86H129ZM138 85V84H137ZM173 85V84H172ZM219 85H220V83H219ZM233 85V86H234ZM248 85V84H247ZM258 85V84H257ZM169 86V85H168ZM181 86H183V85H181ZM181 86H179V87H181ZM205 86H206V84L204 85V87L203 88H205ZM209 86H210V84H209ZM209 86H208V88H209ZM221 86H223V85H221ZM137 87V86H136ZM141 85H140V92H142L143 90L141 89ZM145 87V86H144ZM172 87V86H171ZM171 87H169V88H171ZM196 87H197V85H196ZM215 87V86H214ZM214 87H213V89H214ZM246 87V86H245ZM130 88V87H129ZM133 88V87H132ZM182 88V87H181ZM198 88V87H197ZM211 88H212V86H211ZM217 88H219V86L217 87ZM135 89V88H134ZM144 89V88H143ZM173 89V88H172ZM183 89V88H182ZM199 89V88H198ZM197 89V90H198ZM220 89V88H219ZM129 90V89H128ZM142 90V91H141ZM178 90V89H177ZM184 90H185V88H184ZM184 90H183V92H184ZM206 90H208V89H206ZM209 90H211L210 88H209ZM216 90V89H215ZM214 90V92H216ZM133 91V90H132ZM137 88H136V93H137ZM147 91V90H146ZM170 91V90H169ZM182 91V90H181ZM180 91V92H181ZM233 91V92H232ZM248 91V90H247ZM139 92V91H138ZM163 92V91H162ZM196 92V93H195ZM211 92H213V91H210V92H208V93H211ZM213 92V93H214ZM221 92V91H220ZM240 92V91H239ZM63 93V94H64ZM135 93V94H136ZM158 93H160V92H158ZM176 93V92H175ZM174 93V94H175ZM199 93V92H198ZM219 93V92H218ZM125 94V93H124ZM131 94V93H130ZM141 94H144L143 92L141 93ZM183 94L184 93H182V96H183ZM185 94H186V92H185ZM212 94V93H211ZM216 95H217V93H215ZM71 95V94H70ZM127 95H128V93H127ZM138 95H139V93H138ZM155 95V94H154ZM201 95H204V94H201ZM206 95V94H205ZM209 95V94H208ZM215 95V96H216ZM221 95V94H220ZM241 95V94H240ZM132 96H134V95H132ZM131 96V97H132ZM144 96V95H143ZM159 96V95H158ZM171 96V95H170ZM175 96V95H174ZM215 96H213V98L214 99H216L215 98ZM233 96V95H232ZM238 96V95H237ZM128 97V96H127ZM126 97V99H128ZM148 97V96H147ZM172 97H173V95H172ZM193 98V101H192V98ZM194 97H196L197 98V100L194 98ZM204 97V96H203ZM210 97V96H209ZM222 97H223V95H222ZM82 98V97H81ZM134 98V97H133ZM175 98V99H174ZM173 99L175 100V102L173 101V99H172V102H173V107L175 106V105H178V104H181V103H176V102H181V100H182V98H181V100L180 101H178V100H176V98L177 97H174ZM179 98V97H178ZM212 98V96H211V99H210V101L213 99ZM226 98V97H225ZM224 98V99H225ZM232 98V97H231ZM79 99V98H78ZM131 99V98H130ZM138 99V98H137ZM143 99V98H142ZM154 99V98H153ZM169 99V98H168ZM194 99H195V102H194ZM205 99V102H206V98H204ZM221 99V98H220ZM223 99V98H222ZM230 99V98H229ZM147 100V99H146ZM201 100H202V97H201ZM209 100V99H208ZM231 100V99H230ZM65 101H67V102H65ZM187 101H185V102H187ZM209 101V102H210ZM218 101V100H217ZM232 101H233V99H232ZM133 102V101H132ZM201 102H203V101H201ZM205 102H204V104H205ZM209 102L206 104L207 106L209 105ZM212 102H214L215 103V100L213 101L212 100ZM141 103H143V102H141ZM147 103H149V102H147ZM188 103V102H187ZM187 103H185L187 106H189V104H187ZM211 103V102H210ZM213 103V104H214ZM171 104V103H170ZM175 104V105H174ZM212 104V105H213ZM233 104V103H232ZM244 104H245V100H243V99H240V101H238V103H237V105H238V107L239 108H244ZM181 105H183V104H181ZM194 105V104H193ZM199 105H201V104H199ZM203 105V104H202ZM185 106V105H184ZM186 106V107H187ZM189 106V107H190ZM195 106L196 105H194V107H193V109L195 108ZM205 106V105H204ZM210 106V105H209ZM67 107V106H66ZM95 107V106H94ZM97 107V106H96ZM148 107V106H147ZM169 107V106H168ZM177 107V106H176ZM175 107V108H176ZM179 107H181L180 105H179ZM197 107V106H196ZM203 107V106H202ZM57 108V107H56ZM60 108V107H59ZM63 108H65V106H63ZM165 108V107H164ZM171 108V107H170ZM183 108V107H182ZM208 108H210V107H208ZM217 108V107H216ZM177 109V108H176ZM180 109V108H179ZM179 109H177L178 110V112H180L179 111ZM183 109H185V108H183ZM187 109V108H186ZM189 109V108H188ZM191 109V108H190ZM200 109V106H199V108H197L196 110H199ZM204 109H206L207 110V108H205L204 107ZM195 110V109H194ZM193 110V111H194ZM195 110V111H196ZM201 110H202V108H201ZM214 110V109H213ZM240 110V109H239ZM176 111V110H175ZM186 111V110H185ZM187 111H189V110H187ZM192 111V110H191ZM190 111V112H191ZM200 111V110H199ZM204 111V110H203ZM202 111V112H203ZM58 112V111H57ZM183 112V111H182ZM94 113V112H93ZM187 113V112H186ZM193 113V112H192ZM196 113V112H195ZM195 113H193V115H195ZM84 113L82 112L81 113V111L80 110H78L77 111V114H76V116H75V118H74V116H73V111L72 112H70V113H65V114H63V116L61 117V122H63V121H68V120H70V119H73V121H72V123H70V124H73L74 125V127L73 128H76V126L77 125H79V122H80V117L83 115ZM101 114V113H100ZM142 114V113H141ZM167 114H169V113H167ZM197 114H199L198 113V111H197ZM239 114V113H238ZM242 114V113H241ZM97 115H98V113H97ZM112 115H114V114H112ZM212 115V114H211ZM247 115V114H246ZM245 115V116H246ZM95 116V115H94ZM99 116V115H98ZM167 116V115H166ZM171 116H172V114L170 115V119H172V118H174V116H172V118H171ZM240 116H242V115H240ZM83 117V116H82ZM105 117V116H104ZM157 117V116H156ZM186 117H187V115H186ZM190 117H191V115H190ZM195 117V116H194ZM199 117V116H198ZM97 118V117H96ZM168 118V117H167ZM192 118V117H191ZM87 119H88V117H87ZM86 119V120H87ZM193 119V118H192ZM234 119V118H233ZM82 120V119H81ZM169 120V119H168ZM182 120V119H181ZM211 120H212V118H211ZM59 121V122H60ZM83 121H85V120H83ZM111 122H113L112 120H110ZM118 121V120H117ZM172 122H174L173 120H171ZM189 121V120H188ZM192 121V120H191ZM234 121H236L237 122V126H235L236 128L237 127H239V125H240V127H241V125H242V118L240 117L239 118V115H238V117L234 120ZM85 122H88V121H85ZM135 122V121H134ZM136 122H138V121H136ZM141 122V121H140ZM143 122V123H142ZM142 124H140V125H134L135 127H130V128H133V131L134 130H136V129H140V130H144L145 128H144V123H147V121L145 122V121H143V119H142ZM166 122V121H165ZM172 122H171V124H172ZM178 122V121H177ZM84 123V122H83ZM167 123V122H166ZM170 123V122H169ZM175 123V122H174ZM173 123V124H174ZM194 123V122H193ZM247 123V122H246ZM110 124V123H109ZM172 124V125H173ZM177 124V123H176ZM213 124V123H212ZM249 124V123H248ZM82 125V124H81ZM113 125V124H112ZM180 125H182V124H180ZM215 125V124H214ZM235 125V124H234ZM247 125V124H246ZM251 125V124H250ZM250 125H248L247 127H249ZM255 125V124H254ZM87 126V125H86ZM133 126V125H132ZM205 126V125H204ZM128 127V126H127ZM173 127H174V125H173ZM178 127V129H176ZM176 127V125H175V131L176 132H173V135H175V136H173L172 134H169L170 135V140H169V143H170V148L172 147L173 148V150H174V152H172L173 153V155H174V157H175V155L177 156L178 155V151L180 150V148H183L182 147V145L181 144H178V137H179V135H181V133H182V135H183V132L181 131V133L179 134V132H180V130L182 129H180V126H177ZM251 127V126H250ZM87 128V127H86ZM150 128V127H149ZM214 128H215V126H214ZM246 128V127H245ZM87 129H89V128H87ZM108 129H109V127H108ZM113 129L114 128H112V131H113ZM118 129V128H117ZM151 129V128H150ZM169 129V128H168ZM239 129V128H238ZM249 129V131H250V128H248ZM248 129H247V131H248ZM91 130V129H90ZM94 130V129H93ZM130 130V129H129ZM170 130V133H172L171 132V129H169ZM183 130V129H182ZM244 130V129H243ZM132 131V130H131ZM185 131V130H184ZM212 131H213V129H212ZM117 132V131H116ZM116 132L114 133V134H112V133H110V134H112V138H111V140H109V138L106 140H104V141H107L106 142V144L104 145V146H100V148L99 149H102L103 151H104V155H100V157H99V154H98V152H96L97 151V149H94V155H92V157L91 156H87V158H85V156H81V157H79L78 159H76V160H72L73 161V163H72V161H71V159H73L74 157H75V154L76 153H78L77 152V148L74 146V143H70V142H72V140L71 139H69V140H67V142H66V144H67V146H66V144L64 145V146H62V147H66L64 150H62V154H63V157H62V159L61 160H58L59 162H55V166H56V168L58 167V170L59 171H63V176H64V179H62L61 177H63L62 175H61V177L60 178H58L57 177V179H55V180H53L52 182H50V183H52V184H49L48 185V183H46L45 182V184L48 186V188H51L50 190H55L57 187H58V185L60 184H63V183H65L66 185H67V183H70L71 184V182L72 183H74L75 182V184L76 183H81V187H83L82 189L84 190V188L87 190V192H93L94 193V195H95V201H94V204H92V206H91V209L89 210V205H88V203H87V201H91V198H90V200H84V202L86 201V203L82 206V207H80V204H78L77 203V205L79 206V210H78V213H83L84 215H85V213L87 212H89L90 211V213H88L89 215H87V216H85L86 218L85 219H83V228L82 229H79V230H77V231H75V235L73 234V238L71 239L70 238V240H68L69 242L67 243V245H66V248L63 246L62 248H64L65 249V251H64V253H61V255L60 256H62V257H58V253L56 252V247H57V244H56V240H58L59 241V244L61 243V242H63V238H65L66 236H67V233H66V229H65V225L67 224V220L65 221V220H63V218H62V216H61V218L62 219H57L56 220V215H54L53 216V214L52 213H48L47 211H46V209H44V211H42V215L40 216V214L39 213H37V214H39V217H37L38 219H37V225H36V231L34 232V236H33V239H32V246H31V251L32 252H34V253H32L33 255L32 256H34V260L31 262V264H131V262H133V261H135V259H136V256H137V251L135 250V248H133L132 247V243H130V240H128L127 238L128 237H130V232H129V230L125 227V224H123L121 221H122V219H120V217H118V215H121L120 213L118 214V210H117V212H116V210H115V208H117V207H115V202H117V200L118 199H120L124 194L127 196V193H128V188H129V179L131 178V177H129V176H131V169H132V165L134 164L133 163V161H135L134 160V157H132L133 155L131 154V151H130V145H129V134H128V132H127V129L125 130H123V133L121 134V135H118V134H116ZM142 132V131H141ZM150 132V131H149ZM187 132V131H186ZM201 132V131H200ZM214 132V131H213ZM237 132V131H236ZM240 132V134L239 135H241V131H239ZM244 132V131H243ZM59 133V132H58ZM103 133V132H102ZM108 133V132H107ZM133 132H131V134H132ZM137 133H139L138 131H137ZM142 133H140V135H141ZM179 134V135H178ZM237 134V133H236ZM250 134H251V132H250ZM107 135V134H106ZM133 135V134H132ZM138 135V134H137ZM105 136V135H104ZM102 134H101V138L102 137H104ZM108 136H111V135H109L108 134ZM246 136H247V134H246ZM246 136H244V137H246ZM65 138L64 136H60V140L62 139V138ZM134 137V136H133ZM168 137L169 136H167V141H168ZM182 137V136H181ZM236 137V136H235ZM234 137V145H235V148L237 147L236 146V138ZM238 137H240V136H237V138ZM241 137H242V135H241ZM241 137H240V140H241ZM249 137H250V135H249ZM100 138V139H101ZM105 138V137H104ZM139 138V137H138ZM184 138V137H183ZM99 139V140H100ZM103 139V138H102ZM102 139H101V141H102ZM141 139V138H140ZM139 139V140H140ZM247 139V138H246ZM180 140H181V138L179 139V142H180ZM239 139H237V141H238ZM101 141H99V143L101 142ZM150 141V140H149ZM182 141V140H181ZM189 141V140H188ZM197 141V140H196ZM245 141V140H244ZM248 141H249V139H248ZM136 142V141H135ZM159 142V141H158ZM239 142H241V141H239ZM238 142V143H239ZM246 142V141H245ZM104 143V142H103ZM153 143V142H152ZM182 143V142H181ZM190 143V142H189ZM198 143V142H197ZM237 143V144H238ZM242 143V142H241ZM165 144V143H164ZM167 144H168V142H167ZM184 144V143H183ZM142 145V144H141ZM157 145V144H156ZM192 145V144H191ZM199 145V144H198ZM247 145V144H246ZM250 145V144H249ZM134 146V145H133ZM152 146V145H151ZM185 146V145H184ZM187 146V145H186ZM137 147V146H136ZM157 147V146H156ZM227 147V146H226ZM238 147H239V145H238ZM237 147V148H238ZM153 148V147H152ZM165 148V147H164ZM195 148V147H194ZM211 148V147H210ZM201 149V148H200ZM162 150V149H161ZM167 150V149H166ZM188 150V149H187ZM192 150V149H191ZM202 150V149H201ZM243 150H245V149H243ZM253 150V149H252ZM251 150V151H252ZM146 151V150H145ZM203 151V150H202ZM254 151V150H253ZM79 152H80V150H79ZM138 152V151H137ZM142 152V151H141ZM169 152V151H168ZM240 152H241V150H240ZM134 153V152H133ZM181 153V152H180ZM179 153V154H180ZM256 153V152H255ZM264 153V152H263ZM114 154H116L114 157H110L111 155L113 156ZM169 154V153H168ZM183 154H184V152H183ZM143 155V154H142ZM171 155V154H170ZM172 155V156H173ZM181 155V154H180ZM80 156V155H79ZM182 156V155H181ZM188 156V155H187ZM190 156V155H189ZM213 156V155H212ZM168 157V156H167ZM210 157V156H209ZM255 157H256V154H255ZM89 158V159H88ZM91 158V159H90ZM143 158V157H142ZM176 158V157H175ZM174 158V159H175ZM180 157H178V159H179ZM185 158H187V157H185ZM213 158V157H212ZM149 159V158H148ZM181 159V161H182V157L180 158ZM206 159H207V157H206ZM215 159V158H214ZM246 160V159H245ZM179 161V160H178ZM177 161V162H178ZM180 161V162H181ZM188 161V160H187ZM186 161V162H187ZM208 161V160H207ZM239 161V160H238ZM263 161V160H262ZM164 162V161H163ZM176 162V163H177ZM179 162V163H180ZM209 162V161H208ZM260 162V161H259ZM141 163V162H140ZM182 163V162H181ZM206 163V162H205ZM257 163V162H256ZM184 164V163H183ZM186 164V163H185ZM207 164V163H206ZM90 165H92L93 167H91V169H92V171L93 172H89V171H87V173H85L86 172V169H89V167L88 166H90ZM166 165V164H165ZM173 165V164H172ZM171 165V166H172ZM174 165H175V163H174ZM182 165V164H181ZM205 165V164H204ZM223 165V164H222ZM264 165V164H263ZM135 166V165H134ZM149 166V165H148ZM176 166V165H175ZM256 166V165H255ZM140 167V166H139ZM138 167V168H139ZM184 167V166H183ZM220 167V166H219ZM192 168V167H191ZM216 168H217V165H216ZM215 168V169H216ZM255 168V167H254ZM211 169V168H210ZM85 170V171H84ZM171 170V169H170ZM195 170V169H194ZM244 170V169H243ZM242 170V171H243ZM257 170V169H256ZM150 171V170H149ZM191 171L193 172V169H191ZM205 171V170H204ZM225 171V170H224ZM231 171H232V169H231ZM260 171V175L258 174V173H256V174H258L259 176H258V182L256 183V181L254 182V179H253V181H252V176H254V175H252L251 176V173L249 174H246V179H247V182H246V185H245V187H246V190H247V195L249 196V198H248V206H254L255 207V209L257 210V214H256V219H255V222L253 223V225L251 226H249V228L250 227H253V228H250V229H252L251 231H249L248 230V227H247V225L245 224L244 225V227H245V232H244V239H243V241L241 240V239H238V237L239 236H241V235H239V233L238 232H240V231H238L237 229V225H236V223H237V221L235 220V215L234 214H231V217H233V220L231 219V221H232V223H231V225L234 223V225H232V228H231V230L229 229V228H227V229H229L228 231V233L230 234V241H228V243L229 242H231V244L227 247V242H224V240L222 239V237L220 236L219 237V234H218V232H216V230H215V225H216V216L214 217V214H212V205H213V203H212V200H210L211 198H209V196L211 197L213 194H214V188H216V185H210V184H212V182L210 183V184H208V185H210V187L209 188H211V190H207V184L205 183V186H206V188H204V190H206L205 192V194H206V197H202V194L203 195H205L204 194V190H203V188L201 189V190H203V191H201L200 190V188H199V183H198V181L196 180L195 181V179H194V185L193 184H191V183H189L188 184V186L187 187H185V189L187 188V190L189 189V193L191 192L192 194H193V196H192V194H191V196H190V199L189 200H187L188 199V197H187V199H186V204H184L183 203V199L181 198V196H179V198H180V200H178L179 202H180V206H181V213H180V215H179V220L180 221H182L181 223H182V225H184V223H185V227H187L188 226V231H189V233H192V235H195V239H188V241L189 242H187L188 244L186 245L185 243H186V240L184 239V240H182L184 237H182L181 238V236H180V240H182V242L183 241H185V243H182L180 240H178V241H180L179 243H178V248H177V246L173 249L174 250V254L179 258V260H180V258H181V255H182V257H184V259L183 260H187V263L186 264H245L244 262L246 261V259L249 257V256H247L246 257V255H244L242 252H244L243 250H244V248H247L248 246H250L251 248H252V246H253V249H251L252 251L253 250H255L256 251V254L255 253H253V256H254V254L256 255V256H254V257H256V258H259V257H262L263 259L261 260L262 262H263V264H264V166L263 167H261V166H259V170H258V172ZM89 172V173H88ZM177 172L178 173H176L175 175H176V178L177 179H182V181H184V183H188L187 182V179H186V174H184V173H182L183 171H178L177 170ZM186 172V171H185ZM226 172V171H225ZM230 172V171H229ZM229 172H227V173H225V174H227V177H228V173ZM256 172V171H255ZM189 173V172H188ZM201 173V172H200ZM203 173V172H202ZM201 173V174H202ZM213 173H215L214 171H213ZM231 173V172H230ZM229 173V174H230ZM234 173V172H233ZM243 173V172H242ZM193 174V173H192ZM194 174H196V173H194ZM206 174V173H205ZM209 174H210V172H209ZM211 174H212V172H211ZM256 174H255V176H256ZM207 175V174H206ZM230 175H232V174H230ZM229 175V176H230ZM243 175V174H242ZM241 174H240V176H242ZM194 176H196V175H194ZM203 176V175H202ZM138 177V176H137ZM203 177H206L205 175L203 176ZM214 177V176H213ZM226 177V176H225ZM233 177V176H232ZM243 177V176H242ZM40 178H42V177H40ZM55 178V177H54ZM171 178V177H170ZM193 178V177H192ZM234 178V177H233ZM241 178V177H240ZM239 178V179H240ZM172 179H173V177H172ZM200 179V178H199ZM203 179H206V178H203ZM203 179H201L202 181H203ZM210 180V179H209ZM216 180H217V178H216ZM216 180H214V183H216L215 181ZM242 180V179H241ZM240 180V181H241ZM174 181V180H173ZM172 181V182H173ZM181 181V180H180ZM205 181V180H204ZM207 181V180H206ZM242 181H244V180H242ZM241 181V182H242ZM79 183V184H80ZM89 183H90V185H91V187L89 186ZM179 183H181V182H179ZM183 183V182H182ZM183 183V184H184ZM228 183H229V181H228ZM73 185V187L74 186H76V187H78L77 185ZM78 184V185H79ZM173 184V187L176 185L175 184V182H173L172 183ZM217 185H218V182H217ZM240 185V184H239ZM257 185V186H256ZM50 186V187H49ZM80 186L78 187V193H79V188H80ZM156 186V185H155ZM171 186V185H170ZM183 186V185H182ZM181 185H179V187H182ZM202 187L204 186V184H202L201 185ZM213 188H212V187ZM215 186V187H214ZM226 187H225V189L224 190H228V189H226L227 188V186H228V184L227 185H225ZM231 186V185H230ZM230 186H228V187H230ZM60 187V186H59ZM132 187H133V185H132ZM138 187V186H137ZM137 187H134V188H137ZM184 187H182L183 189H184ZM47 188V187H46ZM45 188V189H46ZM158 188V187H157ZM232 188V187H231ZM71 189H72V187H71ZM74 189V188H73ZM72 189V190H73ZM76 189V188H75ZM88 189H89V191H88ZM183 189H181V190H183ZM213 189V190H212ZM221 189H223V188H221ZM220 189V190H221ZM68 190V189H67ZM71 190V191H72ZM179 190H180V188H179ZM180 190V191H181ZM75 191V190H74ZM165 191V190H164ZM212 191V192H211ZM68 192V191H67ZM73 192V191H72ZM139 192V191H138ZM162 192V191H161ZM183 192H184V190H183ZM182 192V193H183ZM185 192H186V190H185ZM184 192V193H185ZM188 192H186V194L188 193ZM221 192V191H220ZM227 192V191H226ZM229 192V191H228ZM70 193V192H69ZM75 193V192H74ZM67 194V193H66ZM83 194H84V191H83ZM86 194V193H85ZM69 196H70V194H68ZM81 195H82V191H81ZM81 195L79 196L80 198H81ZM180 195H181V193H180ZM189 195V194H188ZM209 195V196H208ZM226 195V194H225ZM228 195H230V192H229V194ZM56 196V195H55ZM54 196V197H55ZM58 196H60V195H58ZM67 196V195H66ZM68 196V197H69ZM73 196V197H72ZM72 198H74V196H76V195H73L72 194ZM91 196V195H90ZM183 196V195H182ZM57 197V196H56ZM63 197V196H62ZM70 197V198H71ZM77 198H78V196H76ZM76 197H75V200H76ZM184 197H185V195H184ZM53 198V197H52ZM58 198V197H57ZM85 198V197H84ZM83 198V199H84ZM88 198V197H87ZM46 199V198H45ZM69 199V198H68ZM86 199V198H85ZM141 199V198H140ZM65 200H67V198H65ZM92 200H93V198H92ZM50 201V200H49ZM63 201H64V199H63ZM69 201H70V199H69ZM68 200L66 201V204H64V205H67V203L69 202ZM78 201H79V199H78ZM81 201H83V200H81ZM122 201V200H121ZM233 201V200H232ZM47 202V201H46ZM71 202H75V201H72V199H71V201H70V203H68L69 205H71L72 203ZM83 202V203H84ZM208 204H207V203ZM231 202V201H230ZM239 202V201H238ZM47 203H49V202H47ZM51 203V202H50ZM63 203V202H62ZM62 203H61V206H62ZM82 203V204H83ZM93 203V202H92ZM244 203V202H243ZM57 204H58V202H57ZM227 204V203H226ZM37 205V204H36ZM185 205H186V207H185ZM230 205V204H229ZM243 205V204H242ZM244 205H245V203H244ZM68 206V205H67ZM207 206V207H206ZM235 206L237 207V208H235V209H239L238 208V203L236 202V204H235ZM38 207H39V205H38ZM37 207V208H38ZM46 207V206H45ZM48 207H50V205L48 206ZM69 207V206H68ZM67 207V208H68ZM70 207H73V205L72 206H70ZM69 207V209H68V211H67V214H66V218H67V216H69L68 214L70 213L69 211H70V208ZM77 207V206H76ZM214 207V206H213ZM234 207V206H233ZM254 207H253V209H254ZM36 208V207H35ZM36 208V209H37ZM61 208V207H60ZM65 208H66V206H65ZM231 208H232V206H231ZM39 209H40V207H39ZM62 209V208H61ZM76 209V208H75ZM75 209H74V211H72V215H71V213H70V218H68V220L69 219H71L72 217H74L75 216ZM78 209V208H77ZM123 209V208H122ZM228 209V208H227ZM234 209V210H235ZM38 210V209H37ZM66 210V209H65ZM72 210V209H71ZM214 210V209H213ZM229 210L230 211H232L230 208H229ZM38 211H40V210H38ZM60 211V210H59ZM58 211V212H59ZM64 211V209H62V212ZM229 211V212H230ZM246 211V210H245ZM253 211V210H252ZM35 212H36V210H35ZM61 212V213H62ZM69 212V213H68ZM77 212V211H76ZM139 212V211H138ZM225 212V211H224ZM237 212V211H236ZM255 212V211H254ZM253 212V213H254ZM86 213V214H87ZM216 213V212H215ZM228 213V212H227ZM230 213H233V212H230ZM35 214V213H34ZM63 214V213H62ZM61 214V215H62ZM82 214V215H83ZM226 214V213H225ZM229 214V213H228ZM251 214H252V212H251ZM59 215V214H58ZM74 215V216H73ZM129 215V214H128ZM253 215V214H252ZM38 216V215H37ZM64 216V215H63ZM166 219H168L169 221H170V224H174V219H172V218H169L168 216H166V215H163ZM55 217V218H54ZM123 217V216H122ZM173 217V216H172ZM178 217V216H177ZM229 217H230V215H229ZM238 217V216H237ZM252 217V216H251ZM65 218V219H66ZM75 218V217H74ZM80 218V217H79ZM252 218H255V217H252ZM248 219V218H247ZM35 220V219H34ZM62 220H63V223H61L62 222ZM78 220V219H77ZM205 220V221H204ZM253 219H251V221H252ZM75 221V220H74ZM81 221V220H80ZM180 221H179V223H180ZM76 222V221H75ZM177 222V224L179 225V223H178V221H176ZM202 222H204V224H205V226L203 227V226H201L204 230H205V235L203 234V237H200V234L198 233L197 234V231H195V230H198V229H193V224H195V226H196V224H198V226H199V223L201 224ZM68 224H69V222H68ZM67 224V225H68ZM74 224V223H73ZM72 223H71V225H73ZM81 224V223H80ZM238 224V223H237ZM251 224V223H250ZM70 225V227H72ZM82 225V224H81ZM81 225H80V227H81ZM136 225V224H135ZM203 225V224H202ZM219 225V224H218ZM75 226V225H74ZM194 226V227H195ZM197 226V227H198ZM3 227V225L1 224L0 225V231H1V234H0V264H20L21 262L19 261V260H17V258L18 259H20L19 257H17V256H14V247H15V243L13 242V240L11 239V237L9 236V233L6 231V229L4 228H2ZM200 227V226H199ZM223 227H224V225H223ZM77 228V227H76ZM191 228V229H190ZM222 228V227H221ZM35 229V228H34ZM182 229H183V227H182ZM200 229V228H199ZM240 229V228H239ZM242 229H243V227H242ZM241 229V230H242ZM70 230V229H69ZM68 230V231H69ZM73 230H75V229H73ZM166 230V229H165ZM219 230H220V228H219ZM72 231V230H71ZM182 231V230H181ZM200 231H201V229H200ZM214 231V232H213ZM243 231V230H242ZM241 231V232H242ZM145 232V231H144ZM216 232V233H215ZM227 232V231H226ZM71 233V232H70ZM74 233V232H73ZM140 233V232H139ZM181 233V232H180ZM69 234V233H68ZM183 234V233H182ZM168 235V234H167ZM217 235V236H216ZM136 236V235H135ZM179 236V235H178ZM184 236V235H183ZM190 237H191V235H189ZM216 236V237H215ZM225 236V235H224ZM132 237V236H131ZM253 238V239H255L252 243H253V245L251 244V241H249V239L248 238ZM68 238H69V236H68ZM67 238V239H68ZM194 238V237H193ZM210 238H212V239H210ZM66 239V238H65ZM66 239V240H67ZM225 239V238H224ZM246 239H248V241L249 242H247V240ZM135 240V239H134ZM53 241L55 242V244L53 243ZM132 241V240H131ZM225 241H226V239H225ZM245 241V242H244ZM124 242H125V244L127 243V249H126V246H125V249H124ZM64 243H65V240H64ZM64 243H62V245L64 244ZM243 243H250V244H247L248 246H246V244H245V246H244V248H243V250H242V245L241 244H243ZM53 244V245H52ZM56 245V246H55ZM172 245V244H171ZM244 245V244H243ZM59 248H61V245H60V247ZM142 248V247H141ZM193 250V251H192ZM249 250V249H248ZM61 251V250H60ZM245 251H247V250H245ZM254 251V252H255ZM248 252V251H247ZM247 252H246V254H247ZM251 252V251H250ZM56 253H57V255H56ZM245 253V252H244ZM259 257H258V256ZM31 256V257H32ZM251 257H252V255H251ZM176 258V257H175ZM178 258L176 259L177 261H178ZM250 259V258H249ZM260 259V258H259ZM247 261H249L248 259H247ZM29 262V261H28ZM251 262H252V258H251ZM183 263H185V262H183ZM22 264V263H21ZM249 264H251V263H249ZM257 264V263H256Z\"/></svg>", "mask_w": 264, "mask_h": 264}]
</instances>
